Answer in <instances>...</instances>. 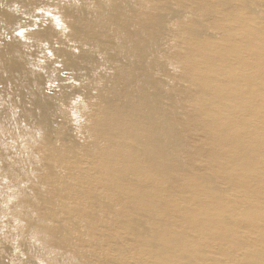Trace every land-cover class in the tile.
<instances>
[{"label":"bare ground","instance_id":"bare-ground-1","mask_svg":"<svg viewBox=\"0 0 264 264\" xmlns=\"http://www.w3.org/2000/svg\"><path fill=\"white\" fill-rule=\"evenodd\" d=\"M0 105V264H264V0H0Z\"/></svg>","mask_w":264,"mask_h":264},{"label":"clouds","instance_id":"clouds-1","mask_svg":"<svg viewBox=\"0 0 264 264\" xmlns=\"http://www.w3.org/2000/svg\"><path fill=\"white\" fill-rule=\"evenodd\" d=\"M16 11H19V9H16ZM57 26L61 27V28L64 27L63 25L60 24L59 20H57ZM65 31H67V29H65ZM19 33H23V35H19ZM15 35L20 37L21 39H25L26 38V33H25L24 29H20L19 31H17L15 33ZM5 36H6V38L11 39V37L7 36V34H5ZM43 47L45 49H47L48 46H47V44H45V45H43ZM47 55H48V57H52V52L48 51ZM44 64H45V59L41 58L39 60L38 65L35 66V70L39 71V72H43L44 68L40 67V66L44 65ZM178 70L179 69L177 68V71ZM63 75L67 76L68 74L65 72V73H63ZM69 83H75V82L74 81H69ZM55 88H58V82H55V81L49 82V84H48V92H49V94H51L52 89H55ZM10 99H11V97H9V100ZM80 101H82V98L78 97L77 101H74L73 103H77V102H80ZM0 107H3V105H0ZM11 110H12V115H13V123L15 124V117L18 114L19 109L12 108ZM72 118H73L74 123H77V124L80 122V119H81L78 115H73ZM23 126L24 125H19V126L16 127V131H17L18 136H19L20 127H23ZM7 135H8V133L3 129V127H0V138L6 137ZM36 135H37V137H41L42 136V132L37 131ZM21 139H23V138H21ZM13 231H15V229ZM18 254L22 256L21 250L18 247V238H17L16 241H13V255H18ZM40 264H43V262L41 261Z\"/></svg>","mask_w":264,"mask_h":264},{"label":"rangeland","instance_id":"rangeland-1","mask_svg":"<svg viewBox=\"0 0 264 264\" xmlns=\"http://www.w3.org/2000/svg\"><path fill=\"white\" fill-rule=\"evenodd\" d=\"M47 93H49L48 90H47ZM52 93H53V90L51 91V94L50 95H52Z\"/></svg>","mask_w":264,"mask_h":264},{"label":"snow or ice","instance_id":"snow-or-ice-1","mask_svg":"<svg viewBox=\"0 0 264 264\" xmlns=\"http://www.w3.org/2000/svg\"><path fill=\"white\" fill-rule=\"evenodd\" d=\"M19 35H23V33H19Z\"/></svg>","mask_w":264,"mask_h":264}]
</instances>
